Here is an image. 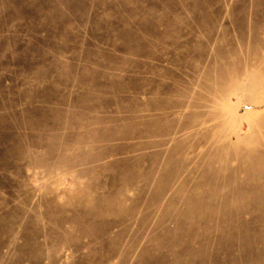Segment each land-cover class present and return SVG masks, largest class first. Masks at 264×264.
<instances>
[{
  "label": "rangeland",
  "instance_id": "1",
  "mask_svg": "<svg viewBox=\"0 0 264 264\" xmlns=\"http://www.w3.org/2000/svg\"><path fill=\"white\" fill-rule=\"evenodd\" d=\"M220 164L264 186V0H0V264H264V187L174 221Z\"/></svg>",
  "mask_w": 264,
  "mask_h": 264
},
{
  "label": "bare ground",
  "instance_id": "2",
  "mask_svg": "<svg viewBox=\"0 0 264 264\" xmlns=\"http://www.w3.org/2000/svg\"><path fill=\"white\" fill-rule=\"evenodd\" d=\"M99 107H102V106H99ZM241 107V106H240ZM236 114V113H235ZM225 157L227 158L228 162L232 161L231 159H237V161L240 162L239 160V156L236 154V152L234 151H231V152H226V154H224ZM211 160L217 162V159H215L214 157L211 158ZM139 163V161H137V164ZM200 165L201 167V164H198ZM237 169V168H236ZM218 174H224V173H227L229 175V177L232 179V180H229V186L223 191V190H219L221 193L222 192V196L219 198V199H215V200H212L211 201V198H209L210 196L207 195L206 197L204 196H201L202 199H203V202L205 204V206L209 205V204H213V209L209 208V207H200L198 208V205L195 203V202H199L197 200L198 197H200V195H203V194H207L206 192L202 191L203 188H205V186L208 185V183H204L203 185L198 183V184H194L195 186H191V187H188L186 186L184 183H180V177L179 176H176V175H172L168 177V180H171L173 183V185H175L176 183L178 185H180V187H185L186 189H182V191H185V195L183 196H178L177 198H169L168 200V204H174V202L176 203L177 201H180L182 202L183 206L182 208L180 209V212L181 213H185V214H188L189 218H188V221H186V223L184 222L183 223V220H179V219H175L174 221L177 223V225L182 226L183 224V228L185 229L184 230V233H187V237L190 238V242H196V240L199 239L200 234L197 233V232H201L202 231V228H200L199 230L200 231H195L196 233H194L193 230H198L196 229V226L193 225V226H189V223L190 225L193 224V223H196L197 221L193 218L195 217L197 214L198 216H204V215H207L209 214L210 212H215L218 211V212H223L225 211L224 210V207H225V204H226V199H229L231 197L233 198H236V197H242L244 196V192H243V189H245L244 187L248 188L249 190H260L261 188H263L264 186H260L259 184H252V183H249V182H243L241 184H238L235 182L234 177L235 175L238 173V170H232L231 168H229V166L227 164H223L221 166V164L219 165V169H218ZM212 175V174H211ZM211 177V176H210ZM214 177V176H213ZM240 181V180H239ZM169 183V182H168ZM166 183V185L168 184ZM212 183V182H211ZM203 187V188H202ZM253 193V192H252ZM201 199V200H202ZM256 199V198H255ZM197 200V201H196ZM262 201V200H261ZM199 204V203H198ZM204 204H199V205H204ZM250 207V206H249ZM258 210V209H257ZM164 211L166 212L167 216L170 214L169 211H172V208H170L169 206L165 207ZM207 217V216H205ZM203 224V222H201ZM204 225V224H203ZM164 229V228H163ZM190 229V230H189ZM180 230V229H179ZM189 230V231H188ZM165 231V230H164ZM174 232V231H173ZM176 232V231H175ZM169 233V232H168ZM172 233V232H171ZM167 234V233H166ZM176 234V233H175ZM174 234V235H175ZM178 234V233H177ZM163 236V235H161ZM160 236V237H161ZM170 236V234H169ZM181 236V235H180ZM172 238H175V236H172ZM185 235L183 236V239H184ZM165 240V238H163ZM182 239V240H183ZM173 241H170L169 244H171ZM193 244V243H192ZM195 244V243H194ZM264 244V241L263 240H259V241H256V245H258V247H262ZM134 244H132L131 246H133ZM177 245V244H176ZM214 245V244H213ZM177 249L176 246H173ZM132 248V247H130ZM165 248V247H163ZM167 249V248H166ZM172 249V248H171ZM179 249V248H178ZM177 249V250H178ZM170 250V249H169ZM167 252V251H166ZM149 255V254H148ZM170 258V256H169ZM164 259V258H163ZM170 260V259H169ZM179 260V259H178ZM165 263V262H164Z\"/></svg>",
  "mask_w": 264,
  "mask_h": 264
}]
</instances>
